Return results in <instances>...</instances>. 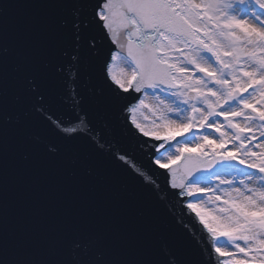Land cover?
Returning <instances> with one entry per match:
<instances>
[{
    "label": "snow or ice",
    "instance_id": "1",
    "mask_svg": "<svg viewBox=\"0 0 264 264\" xmlns=\"http://www.w3.org/2000/svg\"><path fill=\"white\" fill-rule=\"evenodd\" d=\"M0 264H264V0L0 7Z\"/></svg>",
    "mask_w": 264,
    "mask_h": 264
},
{
    "label": "water",
    "instance_id": "2",
    "mask_svg": "<svg viewBox=\"0 0 264 264\" xmlns=\"http://www.w3.org/2000/svg\"><path fill=\"white\" fill-rule=\"evenodd\" d=\"M29 0H0V7L6 6V5H24L27 4ZM9 16L14 18L23 17L26 15L29 11V9L24 7H8L4 9ZM127 180V178H126ZM129 188L134 189L135 184L131 181H127ZM142 195L147 196V193L144 192ZM156 210L160 217L166 221V223L169 225L170 228L174 229L178 234L180 233L181 229L178 225H175V223L172 220L171 214L168 212L166 208L163 206H157ZM191 251L194 254V248L191 249Z\"/></svg>",
    "mask_w": 264,
    "mask_h": 264
}]
</instances>
